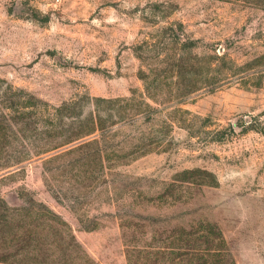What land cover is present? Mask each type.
I'll return each instance as SVG.
<instances>
[{
	"label": "rangeland",
	"instance_id": "obj_1",
	"mask_svg": "<svg viewBox=\"0 0 264 264\" xmlns=\"http://www.w3.org/2000/svg\"><path fill=\"white\" fill-rule=\"evenodd\" d=\"M14 158L0 264H264V0H0Z\"/></svg>",
	"mask_w": 264,
	"mask_h": 264
},
{
	"label": "trees",
	"instance_id": "obj_2",
	"mask_svg": "<svg viewBox=\"0 0 264 264\" xmlns=\"http://www.w3.org/2000/svg\"><path fill=\"white\" fill-rule=\"evenodd\" d=\"M20 108L23 107L22 104L19 105ZM73 108L74 107V102H67V103H63V104H59L58 105V110H62L64 108ZM72 112V111H71ZM71 112H66V114L64 115L66 118H70V119H76V117L78 116V113L73 114ZM78 124H76V127L71 129V128H66L64 129L65 133L64 136L59 139V140H55V141H50V143H48V145H44V147H42V149L39 152H44L50 149H54V148H58L62 145L68 144V143H77L76 145L80 146V145H88L89 144V138H83L85 135H88L89 133L93 132L95 130L96 127L94 126H90L89 127V120L87 122H77ZM70 127H72V125L69 124ZM79 127V128H78ZM98 128V127H97ZM75 145H72L71 147L69 146L68 149L73 148ZM19 158H14L11 159V161H8L7 164L5 163H1L0 162V169L2 167H6L7 165H12L15 164L18 161ZM3 176H0V178H2ZM40 206L42 207L43 211H44V215L50 219L51 221L54 222H59V220L57 219V214L52 211L49 207L47 206H43L42 204H40ZM15 207L11 206L7 203V201L0 196V214H2V220H5L8 217H11V213L13 211Z\"/></svg>",
	"mask_w": 264,
	"mask_h": 264
}]
</instances>
